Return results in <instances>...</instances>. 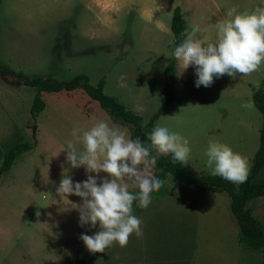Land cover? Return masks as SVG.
I'll use <instances>...</instances> for the list:
<instances>
[{
    "label": "rangeland",
    "instance_id": "1",
    "mask_svg": "<svg viewBox=\"0 0 264 264\" xmlns=\"http://www.w3.org/2000/svg\"><path fill=\"white\" fill-rule=\"evenodd\" d=\"M259 3L260 0H0V64L28 77L69 80L86 75L93 86L105 77V94L116 97L148 121L164 101L163 69L172 54L170 26L174 9L181 8L188 28L200 29L201 40L215 41V25L225 19L228 9L252 12ZM176 69L179 81L171 89L170 104L157 120L168 122L173 131L188 139L191 151L187 162L196 171L208 174L203 151L211 139L227 144L246 158L249 169L259 147L262 126L250 85L264 86V61L247 75L214 77L209 87H195L193 68L182 70L179 58ZM0 90L8 97L12 92L22 97L28 94V87L2 75ZM29 91L31 100L13 96V104L5 105L7 111L0 101L1 148L8 149L19 139L32 141V134L38 139L34 151L16 160L0 183V263L75 264V253L83 245L81 233L92 235L98 229L79 226L78 208L74 207L81 203L80 197L69 194L66 199L60 198L55 191L65 170L75 182L86 179L83 166L72 168L66 162V142L71 140L77 149L81 147L71 136V129L87 130L97 120H103L126 129L129 136L130 132L116 125L82 89L43 93L46 109L35 121L30 114L35 92ZM248 100L252 107H241ZM95 175L99 183V177L106 174ZM163 186L170 193L155 198L152 204L158 206L149 210L148 223L142 226L172 237L182 228H196V250L187 263L264 264L262 252L245 251L239 244L228 195L173 181ZM138 206L141 205L134 204L137 213ZM249 206L264 223V197ZM152 217L158 224L150 221ZM135 238L134 235L128 245L116 242L104 252H90L87 264H120L122 259L126 264H143L138 261L140 255L131 261L130 256L138 252Z\"/></svg>",
    "mask_w": 264,
    "mask_h": 264
},
{
    "label": "clouds",
    "instance_id": "2",
    "mask_svg": "<svg viewBox=\"0 0 264 264\" xmlns=\"http://www.w3.org/2000/svg\"><path fill=\"white\" fill-rule=\"evenodd\" d=\"M215 28V41H203L198 35L200 29L190 26L172 47L182 70L193 68L197 88L209 87L214 77L224 74L247 75L264 61V0L252 12L228 9L225 19L218 21ZM241 107L250 108L252 103L243 101ZM146 131L150 142L132 139L126 129L103 120H97L87 130L71 129V136L81 147L77 149L71 140L67 141L66 162L72 168L83 166L86 179L75 182L65 170L55 191L60 198L66 199L69 194L80 197L81 203L74 207L78 208L79 226L98 229L92 235L81 233L79 237L91 253L104 252L116 242L127 243L133 230L138 235L143 233L142 217L134 210V201L147 206L152 190L161 187V177L153 168L159 154L168 156L173 164L188 161V139L173 131L168 122L157 120ZM203 155L209 175L233 183L246 180V158L227 144L210 139ZM101 172L106 175L99 177L98 183L95 174ZM120 264L126 262L122 259Z\"/></svg>",
    "mask_w": 264,
    "mask_h": 264
},
{
    "label": "trees",
    "instance_id": "3",
    "mask_svg": "<svg viewBox=\"0 0 264 264\" xmlns=\"http://www.w3.org/2000/svg\"><path fill=\"white\" fill-rule=\"evenodd\" d=\"M187 28L188 23L182 16L181 8L176 7L170 26L173 34V45L183 37L184 30ZM177 60L178 57L172 53L171 59L163 72L165 81L163 90L164 101L155 115L148 121H145L141 115L137 114L126 104L112 96L106 95L104 92L105 78H101L93 86L86 75H77L69 80H60L51 76L28 77L21 72H15L3 64H0V75L12 77L15 82L34 90V100L30 109L33 120L45 109V102L42 99L43 93L70 92L82 89L90 98L98 102L100 107L116 124L122 125L129 130L130 138L135 139L139 137L145 142H150L146 130L157 121L170 104L171 89L179 81L176 69ZM250 87L252 89V102L262 115V126L259 131V147L254 156H252L246 180L243 183L229 182L218 176L198 172L188 162L183 165L179 163L173 164L168 156L159 154L157 163L153 165V168L161 177L162 185L159 189L152 190V195L156 196H152L149 203H154L156 197L170 193L163 186L166 181L191 185L201 190L225 193L230 198V210L238 226V241L242 249L245 251L262 252L264 255V223L253 215L252 209L249 206L253 200L264 197V86L262 83H259L251 84ZM31 138L32 141L14 142L15 144L5 151H0V183L3 176L10 171L13 166L12 164L16 160L25 153H29L35 149L38 144L37 138L35 135H32ZM152 150L155 151V148L153 147ZM89 255L90 252L82 245L75 253V264H87Z\"/></svg>",
    "mask_w": 264,
    "mask_h": 264
},
{
    "label": "crops",
    "instance_id": "4",
    "mask_svg": "<svg viewBox=\"0 0 264 264\" xmlns=\"http://www.w3.org/2000/svg\"><path fill=\"white\" fill-rule=\"evenodd\" d=\"M101 78H105V77H101ZM105 81L107 82V79H105ZM29 89L31 88L28 87V94H25V97H22L19 93H16V92L10 93V97H8L7 95L4 96L2 91L0 90V101L2 102L4 106L5 105L10 106L11 104H13V101L11 99L13 96H20L21 98H25V99L29 98L31 100V95H30L31 93ZM4 99H7V101H5ZM33 100H34V97H33ZM46 105L47 104L45 102V109H46ZM5 109L7 111L8 107L5 106ZM32 127H34V129L36 128V126H32ZM32 135H35V134H32ZM24 140H21V141H24ZM17 141H20V139ZM17 141H14V142H17ZM37 142H38V139H37ZM5 150H3V148H1L0 146V151L3 152ZM156 204L157 203L155 204L149 203L147 206H138L137 208L138 214L140 216L142 215L141 217L143 218L142 225L143 224L146 225L148 223V219H149L148 217L151 215V214L148 215V213L150 212L149 210H151L154 207H157L158 205ZM139 208H143V209L140 210ZM150 221L156 222L158 224V220L155 217H152ZM152 230L153 228H143V233L141 235H138L134 230L130 233L129 239L126 245H128L129 243H132L133 236L135 235L136 236L135 241L138 247L137 255L132 254L130 256L131 261H133V259L137 260L138 258L136 257L140 255L141 258L138 261H141V263L143 264H190V263H187V259L189 260L193 258V255L196 250V247H195L196 228H182V231H180V233L174 237L170 236L169 233L161 235V233L157 234L153 232ZM192 233L193 235L191 236ZM147 247L148 248L150 247V248L146 252H142ZM126 252H127V255H130V252L128 250H125V253ZM0 264H4V262H1ZM132 264H134V261L132 262Z\"/></svg>",
    "mask_w": 264,
    "mask_h": 264
}]
</instances>
